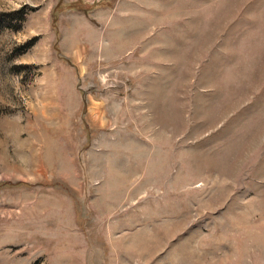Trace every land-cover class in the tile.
I'll return each instance as SVG.
<instances>
[{
    "label": "rangeland",
    "instance_id": "rangeland-1",
    "mask_svg": "<svg viewBox=\"0 0 264 264\" xmlns=\"http://www.w3.org/2000/svg\"><path fill=\"white\" fill-rule=\"evenodd\" d=\"M0 264H264V0H0Z\"/></svg>",
    "mask_w": 264,
    "mask_h": 264
}]
</instances>
